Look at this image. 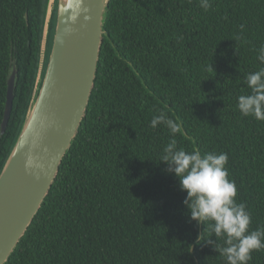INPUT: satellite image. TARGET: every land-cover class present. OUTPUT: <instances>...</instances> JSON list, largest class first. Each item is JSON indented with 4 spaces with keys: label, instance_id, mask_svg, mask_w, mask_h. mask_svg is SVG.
Masks as SVG:
<instances>
[{
    "label": "trees",
    "instance_id": "1",
    "mask_svg": "<svg viewBox=\"0 0 264 264\" xmlns=\"http://www.w3.org/2000/svg\"><path fill=\"white\" fill-rule=\"evenodd\" d=\"M47 2L0 0V172L32 96ZM209 3L205 10L200 0H110L87 115L6 264H227L197 242L203 231L202 240L216 239L212 222L191 220L187 193L160 161L173 139L165 125L150 126L162 111L182 124L178 148L227 153L249 231L264 227V121L237 107L251 91L246 75L264 67V0ZM251 255L248 264H264V249Z\"/></svg>",
    "mask_w": 264,
    "mask_h": 264
},
{
    "label": "water",
    "instance_id": "2",
    "mask_svg": "<svg viewBox=\"0 0 264 264\" xmlns=\"http://www.w3.org/2000/svg\"><path fill=\"white\" fill-rule=\"evenodd\" d=\"M109 3L82 0L80 14L69 31L67 0L47 2L32 96L0 172V264L8 262L39 213L87 115ZM16 75L14 68L8 80L1 134L11 117Z\"/></svg>",
    "mask_w": 264,
    "mask_h": 264
},
{
    "label": "clouds",
    "instance_id": "3",
    "mask_svg": "<svg viewBox=\"0 0 264 264\" xmlns=\"http://www.w3.org/2000/svg\"><path fill=\"white\" fill-rule=\"evenodd\" d=\"M82 0H67L69 31L81 11ZM200 6L207 10L211 5L209 0H200ZM243 27V26H241ZM258 60L264 64V46L259 49ZM245 83L251 90L250 94L238 97L237 107L244 116H253L264 121V67L250 72L245 77ZM165 125L173 139L163 148L160 161L166 163L168 173H174L179 178L181 191L187 193L183 203L190 210L191 220L197 224L208 225L216 239H203L212 245L223 256L227 264H248L251 253L264 249V227L249 231L251 215L246 205L237 203V186L229 179L227 153L207 152L202 154L199 149L191 152L177 147L175 134H182V124L167 116L165 112L154 116L150 122L152 128ZM223 240V246L218 240Z\"/></svg>",
    "mask_w": 264,
    "mask_h": 264
}]
</instances>
